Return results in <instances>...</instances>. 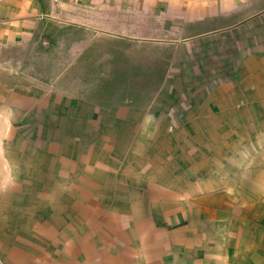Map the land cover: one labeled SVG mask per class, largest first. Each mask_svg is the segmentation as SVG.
I'll list each match as a JSON object with an SVG mask.
<instances>
[{
    "label": "crops",
    "instance_id": "1",
    "mask_svg": "<svg viewBox=\"0 0 264 264\" xmlns=\"http://www.w3.org/2000/svg\"><path fill=\"white\" fill-rule=\"evenodd\" d=\"M71 7L159 22L161 64L56 43ZM261 79L264 0H0V264H264Z\"/></svg>",
    "mask_w": 264,
    "mask_h": 264
},
{
    "label": "rangeland",
    "instance_id": "2",
    "mask_svg": "<svg viewBox=\"0 0 264 264\" xmlns=\"http://www.w3.org/2000/svg\"><path fill=\"white\" fill-rule=\"evenodd\" d=\"M60 17L58 19H60L61 22L59 23L62 24V27L59 26L54 31L55 42L57 43L59 39L63 38L76 39L77 43L73 44L72 47L74 53H80L87 49L102 53L115 51L120 54L119 58L123 62V66H128L139 61L136 60L139 56L136 54H143L149 48L153 50L152 61L154 65H158L159 62L161 64L158 55L166 52L165 48L169 41L166 34L169 35V32L164 30L163 25L159 22L134 11L124 12L120 9L99 11L90 7H71L69 12L60 14ZM139 59L143 60L144 57H139ZM138 63L141 65L143 62L139 61ZM261 80H263L262 86L264 87V79ZM152 91L150 88L146 89V94H159L160 87L156 86ZM263 99L264 97H262ZM257 122V120L251 122L254 125H250L249 128L239 129V137H249L256 142L261 137L262 131L264 132V128H254ZM255 148L258 150L257 152H264V143L256 145ZM258 177H252L256 186L259 184ZM253 198L259 199V201L264 200V191L257 194L251 193L250 199L253 200ZM263 210V208L258 207L255 209V213L261 215Z\"/></svg>",
    "mask_w": 264,
    "mask_h": 264
}]
</instances>
